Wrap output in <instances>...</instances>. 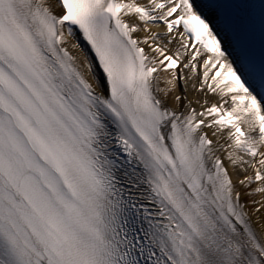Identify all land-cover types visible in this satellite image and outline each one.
<instances>
[{"label":"snow or ice","instance_id":"snow-or-ice-1","mask_svg":"<svg viewBox=\"0 0 264 264\" xmlns=\"http://www.w3.org/2000/svg\"><path fill=\"white\" fill-rule=\"evenodd\" d=\"M0 264H264V0H0Z\"/></svg>","mask_w":264,"mask_h":264}]
</instances>
